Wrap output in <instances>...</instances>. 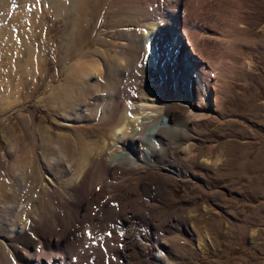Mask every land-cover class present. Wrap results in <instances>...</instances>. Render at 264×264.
<instances>
[{"label": "rangeland", "instance_id": "obj_1", "mask_svg": "<svg viewBox=\"0 0 264 264\" xmlns=\"http://www.w3.org/2000/svg\"><path fill=\"white\" fill-rule=\"evenodd\" d=\"M35 1L11 3L6 9L7 16L0 17V32L4 28H11L5 36L6 40L0 37V181L3 180L6 185L9 184L8 174L17 167L32 163L34 169H44L43 165L53 164L48 153L59 142L69 146L72 151L78 150L73 152H79L75 154L79 159L82 141L91 142L85 143L86 146L90 145L92 140H98L108 132L107 125H101L99 121L111 90L114 98V90H118L117 98L124 94L120 96L121 106L116 111V117L125 106L128 116L135 115L142 98H148L149 102L144 104L154 108L157 102L175 103L177 93L184 94L174 77L163 82L158 52L156 60L149 61L145 40L141 42L142 50L136 47L141 32L139 25L146 23V14L135 12L129 6L130 0H102L95 14L92 15L90 11L83 14L86 17L82 26L84 45L82 43L80 47L84 51L79 55L75 48V51L70 50L64 45V41L70 39L64 21L67 15L58 16L44 6V1ZM159 1L163 8L165 3L169 5L168 0ZM208 1L212 2L207 0L204 3L198 19L187 10L188 0L182 1L180 14L186 13V22L194 21L191 30L198 31L200 37L204 35L203 39L213 40L215 36H212V30L218 29L217 32L224 34L229 28L225 23L215 20L213 14L210 15L213 10L207 12L210 5ZM232 2L228 7H235V10L229 9L243 14L237 24L238 28H242L237 30L238 36L242 33L239 37L256 41L259 46L244 45L236 49L233 80L227 81L231 95L222 101L221 116L207 120L202 118L194 126H187L184 119L173 124L179 131L177 136L171 137L174 151L178 152L193 142L195 152L193 164L189 167L190 173L185 171L186 166L181 160H177L182 168L176 175L164 171L169 167L165 165L168 160L163 158L161 164L151 162L144 166V171L136 177L139 184L136 186L139 191L138 204L143 207L146 202H150L148 198L153 196L155 186H149L145 179L150 173L156 172L157 176L161 175L167 181L163 188L169 192L161 194V213L173 214L178 221H186V228H180L179 232L172 235L159 233L160 241L171 248L172 252L166 255L174 264H264V0ZM17 10L22 12V16L14 20L13 14ZM168 37L174 38L170 30ZM26 48L32 50V56L29 65L24 67ZM153 48L161 51L158 47ZM166 49L161 51V58L167 56ZM85 52L89 54L87 60L99 63L97 69L100 68L102 72V76H98V72L96 77L99 92L86 100L85 107L89 105V108L79 109L83 113V120H65L66 112L72 111V108L68 109V104L73 103L75 98L71 90L81 86L74 84L71 89L64 81L70 77L79 83L78 74H72L69 70ZM249 62L251 68L248 67ZM119 64L127 67V70L119 68ZM87 65L76 66L81 70ZM114 73L119 76L118 79L115 77L117 80L114 79ZM154 89L160 91L158 100L149 97ZM95 106L97 112L93 115L90 107ZM211 114L215 117L214 113ZM162 115L159 120L164 121L165 116ZM154 129L152 125H147L146 131H143L144 137L152 139L155 136ZM218 157L220 160L217 162ZM5 162L10 165L9 169L4 165ZM66 175L69 176L70 172ZM119 189L120 193L125 190L123 187ZM22 209H25V205L18 204L17 213L23 212ZM18 226L21 225L13 224L11 228L18 230ZM174 237L179 240V245L171 242L175 240ZM143 247L146 264H165L152 258L151 255H156V251L150 236Z\"/></svg>", "mask_w": 264, "mask_h": 264}, {"label": "bare ground", "instance_id": "obj_2", "mask_svg": "<svg viewBox=\"0 0 264 264\" xmlns=\"http://www.w3.org/2000/svg\"><path fill=\"white\" fill-rule=\"evenodd\" d=\"M41 1H44V6L50 8L56 15H67L64 21L70 39L64 41V45L70 50L75 48L74 51L78 55L83 52V48L80 47L84 39L82 26L86 21L83 14L86 11L95 14L102 0ZM168 1L169 5L165 3L163 8L159 0H130L129 6L135 12L146 14V17L144 16L146 23L139 25L142 33L140 32L138 36L140 41H136V47L142 50L141 42L145 40L146 56L149 61H155L158 52L159 72L163 82L174 77L184 94L178 92L175 103L157 102L154 108L144 104L146 101L149 102L148 98L146 100L142 98L140 108L135 109V115L128 116V109L125 106L116 117V111L117 109L119 111L121 106L120 96L124 94L117 98L118 90H114L116 92L114 98L111 90L99 121V124L107 125L108 132L102 134L98 140H92L90 145L86 146L87 142L82 141L79 159L73 152L75 149L72 151L69 146L59 142L50 148L48 153L53 164L43 165L44 169H34L32 163L26 162L28 165L17 167L8 174V185L1 180L0 264H146L143 244L149 236L154 241L156 251V255H153L154 253L151 255L152 258L165 264H174L166 255L172 252L171 248L160 241L159 233L166 232L172 235L179 232L180 228H186V221H178L173 214L161 213L160 207L163 205L161 194L169 192L163 188L166 187L167 181L163 176H157L156 172L150 173L145 179L149 186H155L153 196L148 198L150 202H146L143 207L138 204L139 191L136 186L139 184L136 177L144 171V166L151 162L161 164L163 158L168 160L165 162L167 167L174 168H167L164 171L176 175L182 168L177 160H181L186 166L183 167L185 171L190 173L189 167L195 152L193 142H189L178 152L174 151L172 140L179 131L177 132L178 128L176 130L173 124L184 119L187 126H194L202 118L207 120L219 116L223 99L231 95V87L227 81L233 80L236 49L244 45L259 46V44L248 38L239 37L242 33L238 36L237 30L241 27L238 28L237 24L240 15L243 14L230 10L235 8L228 7L232 0L208 1L211 6L209 5L207 12L213 10L214 13L212 11L210 15L213 14L215 20L225 23L229 28L226 27L224 34L217 32L218 29L212 30L211 34L215 36L213 40L203 39L204 35L200 37L198 31L191 30L194 21L186 22V13L180 14L184 0ZM206 1L188 0L187 10L198 19L200 9ZM28 2L36 3L35 0H27ZM11 3H21V0H0L1 18L7 16L6 9ZM21 13L17 10L13 14V19L16 20L17 16L21 18ZM169 30L174 38L168 37ZM9 31H11L10 27L4 28L0 32V37L6 40L5 36ZM153 47H158L161 51L167 48L168 50L165 51L167 56L161 58V51H156ZM24 52L26 63L23 64L27 67L32 50L26 48ZM66 53L69 54L68 50ZM88 55L85 52L69 70L72 74H78L79 83H75L70 77L65 78L64 82L69 84L71 89L74 84L81 86H76L79 89L71 90L75 98L73 103L68 104L70 107L67 108H72V111L66 112L65 120H83V113L79 109L89 108V105L85 107L86 100L99 92L96 77L98 72V76H102V72L100 68L97 69L98 62L97 64L93 60H87ZM184 57L185 61H189L190 66L183 63ZM78 64L88 65L79 70L76 66ZM251 66L248 65L249 68ZM118 67L127 70L125 69L127 67H122L120 64ZM117 76L114 73V79L115 77L118 79ZM159 95L160 91L154 89L149 97L158 100ZM71 98L73 99L72 96ZM90 108V112L95 115L97 107ZM138 110L141 113H137ZM211 113H214L215 117ZM161 114L165 116L164 121L161 118L159 120ZM85 118L87 119V115ZM149 124L155 128V136L152 139L143 135L145 127ZM223 154L222 151V156ZM218 160L219 157L216 161ZM76 161L77 164H74ZM4 165L9 169L10 165L6 162ZM67 172H70L69 176L66 175ZM121 187L125 188L123 193L119 192ZM22 203L25 209L17 213L16 207ZM13 224L21 226H18V230H14V227L11 228ZM171 242L176 245L179 240L176 237Z\"/></svg>", "mask_w": 264, "mask_h": 264}]
</instances>
